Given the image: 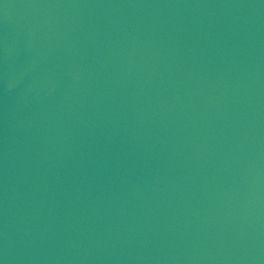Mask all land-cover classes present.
Instances as JSON below:
<instances>
[{
    "label": "water",
    "instance_id": "95a60500",
    "mask_svg": "<svg viewBox=\"0 0 264 264\" xmlns=\"http://www.w3.org/2000/svg\"><path fill=\"white\" fill-rule=\"evenodd\" d=\"M2 264H264V0H0Z\"/></svg>",
    "mask_w": 264,
    "mask_h": 264
},
{
    "label": "snow or ice",
    "instance_id": "6c2138e0",
    "mask_svg": "<svg viewBox=\"0 0 264 264\" xmlns=\"http://www.w3.org/2000/svg\"><path fill=\"white\" fill-rule=\"evenodd\" d=\"M0 264H2V262H0Z\"/></svg>",
    "mask_w": 264,
    "mask_h": 264
}]
</instances>
